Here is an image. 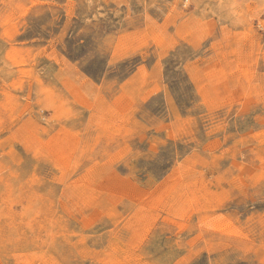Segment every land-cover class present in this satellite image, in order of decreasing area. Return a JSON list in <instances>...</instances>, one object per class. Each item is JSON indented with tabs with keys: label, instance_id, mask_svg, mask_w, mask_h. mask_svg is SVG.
Returning a JSON list of instances; mask_svg holds the SVG:
<instances>
[{
	"label": "rangeland",
	"instance_id": "obj_1",
	"mask_svg": "<svg viewBox=\"0 0 264 264\" xmlns=\"http://www.w3.org/2000/svg\"><path fill=\"white\" fill-rule=\"evenodd\" d=\"M0 264H264V0H0Z\"/></svg>",
	"mask_w": 264,
	"mask_h": 264
},
{
	"label": "bare ground",
	"instance_id": "obj_2",
	"mask_svg": "<svg viewBox=\"0 0 264 264\" xmlns=\"http://www.w3.org/2000/svg\"><path fill=\"white\" fill-rule=\"evenodd\" d=\"M183 209V208H182Z\"/></svg>",
	"mask_w": 264,
	"mask_h": 264
}]
</instances>
